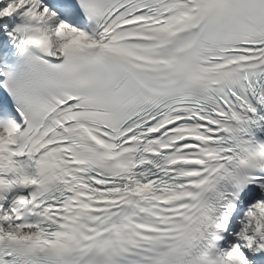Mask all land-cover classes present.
I'll return each mask as SVG.
<instances>
[{"label": "snow or ice", "instance_id": "1", "mask_svg": "<svg viewBox=\"0 0 264 264\" xmlns=\"http://www.w3.org/2000/svg\"><path fill=\"white\" fill-rule=\"evenodd\" d=\"M0 264H264V0H0Z\"/></svg>", "mask_w": 264, "mask_h": 264}]
</instances>
